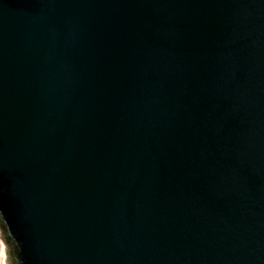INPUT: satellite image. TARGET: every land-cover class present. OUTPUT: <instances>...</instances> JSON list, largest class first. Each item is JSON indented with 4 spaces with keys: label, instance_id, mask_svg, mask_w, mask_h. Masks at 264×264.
<instances>
[{
    "label": "water",
    "instance_id": "95a60500",
    "mask_svg": "<svg viewBox=\"0 0 264 264\" xmlns=\"http://www.w3.org/2000/svg\"><path fill=\"white\" fill-rule=\"evenodd\" d=\"M5 264H264V0H0Z\"/></svg>",
    "mask_w": 264,
    "mask_h": 264
},
{
    "label": "rangeland",
    "instance_id": "374dc122",
    "mask_svg": "<svg viewBox=\"0 0 264 264\" xmlns=\"http://www.w3.org/2000/svg\"><path fill=\"white\" fill-rule=\"evenodd\" d=\"M5 247H4V245H3V243H2V241H1V239H0V256L2 257V262H1V264H5L4 262H5V259H6V256L4 255V253H5Z\"/></svg>",
    "mask_w": 264,
    "mask_h": 264
},
{
    "label": "bare ground",
    "instance_id": "6f19581e",
    "mask_svg": "<svg viewBox=\"0 0 264 264\" xmlns=\"http://www.w3.org/2000/svg\"><path fill=\"white\" fill-rule=\"evenodd\" d=\"M1 262H2V257L0 256V264H1Z\"/></svg>",
    "mask_w": 264,
    "mask_h": 264
}]
</instances>
